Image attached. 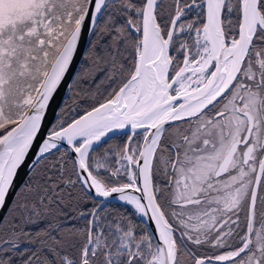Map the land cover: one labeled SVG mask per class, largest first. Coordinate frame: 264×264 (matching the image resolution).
<instances>
[{
    "label": "snow or ice",
    "instance_id": "6c2138e0",
    "mask_svg": "<svg viewBox=\"0 0 264 264\" xmlns=\"http://www.w3.org/2000/svg\"><path fill=\"white\" fill-rule=\"evenodd\" d=\"M0 264H264V0H0Z\"/></svg>",
    "mask_w": 264,
    "mask_h": 264
}]
</instances>
